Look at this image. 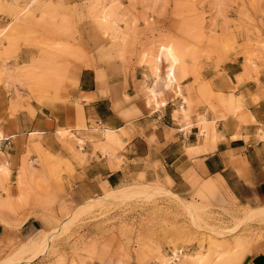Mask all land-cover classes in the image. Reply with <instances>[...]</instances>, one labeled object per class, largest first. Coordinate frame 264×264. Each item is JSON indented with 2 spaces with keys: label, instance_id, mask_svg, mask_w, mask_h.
Instances as JSON below:
<instances>
[{
  "label": "rangeland",
  "instance_id": "obj_1",
  "mask_svg": "<svg viewBox=\"0 0 264 264\" xmlns=\"http://www.w3.org/2000/svg\"><path fill=\"white\" fill-rule=\"evenodd\" d=\"M134 45L154 76L146 101L157 102L162 89L180 92L186 72L178 68L219 65L229 53L247 63L264 58V0H0V138L22 102L30 107L19 87L57 92L70 61L87 54L124 59ZM23 46L33 49L29 58ZM38 135H29L31 144ZM32 151L22 155L26 164ZM9 174L0 150V222L18 226L35 213L21 209L30 203L49 226L0 242V264H103L111 256L120 264H240L264 238V198L242 205L218 179L190 180L183 192L160 179L126 181L113 187H126L115 197L102 186L75 202L55 192L13 199Z\"/></svg>",
  "mask_w": 264,
  "mask_h": 264
},
{
  "label": "crops",
  "instance_id": "obj_2",
  "mask_svg": "<svg viewBox=\"0 0 264 264\" xmlns=\"http://www.w3.org/2000/svg\"><path fill=\"white\" fill-rule=\"evenodd\" d=\"M140 49L127 50L124 59L87 54L70 61L57 92L19 87L30 96V107L22 102L4 124L8 134L0 138L11 198L55 192L81 202L102 186L156 179L183 192L199 178L222 181L242 205L264 198V58L247 63L241 53H229L219 65L188 64L176 69L186 72L178 81L179 93L162 89L157 102L147 103L144 87L154 76L138 62ZM32 52L23 46L20 54L29 58ZM60 128L68 133L62 135ZM31 133L39 134L31 139L34 144ZM29 146L33 151L26 164L22 155ZM21 209L35 213L16 227L0 222V242L49 226L36 213L39 207L28 203ZM103 264L120 260L111 256ZM240 264H264V238L251 245Z\"/></svg>",
  "mask_w": 264,
  "mask_h": 264
},
{
  "label": "bare ground",
  "instance_id": "obj_3",
  "mask_svg": "<svg viewBox=\"0 0 264 264\" xmlns=\"http://www.w3.org/2000/svg\"><path fill=\"white\" fill-rule=\"evenodd\" d=\"M112 189V188H111ZM126 187L124 188H119V189H114L113 188V194H110L111 197H115L117 195H119L120 193H123L125 191Z\"/></svg>",
  "mask_w": 264,
  "mask_h": 264
},
{
  "label": "built area",
  "instance_id": "obj_4",
  "mask_svg": "<svg viewBox=\"0 0 264 264\" xmlns=\"http://www.w3.org/2000/svg\"><path fill=\"white\" fill-rule=\"evenodd\" d=\"M174 259H176V258H174Z\"/></svg>",
  "mask_w": 264,
  "mask_h": 264
}]
</instances>
